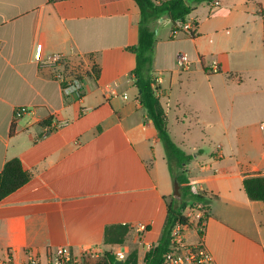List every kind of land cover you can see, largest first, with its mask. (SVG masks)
I'll use <instances>...</instances> for the list:
<instances>
[{"label": "crops", "instance_id": "crops-1", "mask_svg": "<svg viewBox=\"0 0 264 264\" xmlns=\"http://www.w3.org/2000/svg\"><path fill=\"white\" fill-rule=\"evenodd\" d=\"M139 21L134 0H0V172L17 158L31 174L0 202V260L11 253L13 264H47L59 247L76 255L99 247L105 259L111 250H137L145 264L157 245L175 182L135 84L129 49L139 44ZM187 21L195 37L174 36L182 23L166 15L151 24L152 75L170 136L193 156L187 177L210 200L203 238L190 228L187 241L202 239L217 264H264V200H251L244 187L264 178V7L215 0ZM53 54L66 56L65 72L86 74L81 100L64 97L48 64ZM180 54L189 69L178 66ZM213 59L218 73L208 71ZM20 107L29 112L16 119ZM54 120L62 126L47 134L44 123ZM139 223L149 228L142 236ZM116 224L130 226L127 240L107 245L105 229ZM130 236L145 249L130 251Z\"/></svg>", "mask_w": 264, "mask_h": 264}, {"label": "trees", "instance_id": "trees-1", "mask_svg": "<svg viewBox=\"0 0 264 264\" xmlns=\"http://www.w3.org/2000/svg\"><path fill=\"white\" fill-rule=\"evenodd\" d=\"M63 0H48L55 3ZM140 9L139 21V44L129 50L136 56V67L133 75L136 79V87L139 91L140 105L145 109L147 117L152 121L158 137L163 144L170 174L174 182L179 185V195L172 196L167 203V217L161 237L154 247L145 255V264H164L166 254L169 251L170 235L178 224L188 225L185 216L187 209L202 204L206 211V218L210 217V200L200 194L191 184L187 177V165L193 156L186 154L171 138L166 113L157 97L154 89L155 78L153 77V62L155 57L156 33L151 24L163 15H166L173 24L185 23L187 17L201 4H212L215 0H134ZM192 37L195 33H190ZM92 73L99 78V67L94 66ZM50 126L49 122L44 123ZM31 180V174L24 170L19 159L8 161L0 172V202L25 186ZM246 193L251 200H264V178H250L244 182ZM149 231V228H148ZM130 232L129 225L116 224L106 227L105 243L107 245H123ZM204 233H200L203 238ZM109 258V255H106ZM107 258L104 259L106 262ZM117 262L111 258V264ZM123 264H138V251L130 253Z\"/></svg>", "mask_w": 264, "mask_h": 264}, {"label": "built area", "instance_id": "built-area-1", "mask_svg": "<svg viewBox=\"0 0 264 264\" xmlns=\"http://www.w3.org/2000/svg\"><path fill=\"white\" fill-rule=\"evenodd\" d=\"M180 32L195 33L196 25L193 22L186 21L174 29L173 35L175 36ZM35 61L38 63L43 62L42 45L37 46ZM66 62V56L63 54H53L48 57V64L55 71L54 79L60 83L64 97L81 100L85 94L86 85L84 79L86 74L79 69L65 72L62 69ZM177 64L180 68L186 70L190 68L191 61L186 54H180ZM207 68L210 73L220 72V65L216 59H213ZM159 83L160 79L156 78L153 88L158 89L156 95L160 98L162 91L159 88ZM28 112V108L20 107L15 111V118L19 119ZM61 126L62 124L59 121L54 120L52 125L45 127L46 132L49 134L58 130ZM260 128L264 137V122L261 123ZM185 216L189 223L185 226L178 224L173 229L169 240V251L166 254L164 264H217L214 256L202 239L197 244H190L187 241V231L190 228H193L199 236L206 229L208 219L206 218L204 206L197 204L194 208L187 209ZM147 230V225L144 223H139L135 229L138 236L144 235ZM108 254L116 262H125L128 259L126 253L122 250H111ZM103 257H105V254L99 247L85 249L81 255H76L68 247H59L49 253L47 264H111L110 258L104 262L105 258ZM0 264H13L12 254L9 253L5 260H0ZM25 264H42V262L38 258H33Z\"/></svg>", "mask_w": 264, "mask_h": 264}, {"label": "rangeland", "instance_id": "rangeland-1", "mask_svg": "<svg viewBox=\"0 0 264 264\" xmlns=\"http://www.w3.org/2000/svg\"><path fill=\"white\" fill-rule=\"evenodd\" d=\"M261 1V4H262V7H264V0H260ZM213 145L211 144L210 146H208L207 147V153H208V150L210 151L211 150V147H212ZM204 160V159H203ZM129 241H128V247H129V250L131 251V250H133L134 248H138V249H140V250H144L145 249V246H144V244H143V241L141 240L140 242L139 241H137V243H134L133 242V237L132 236H130L129 237Z\"/></svg>", "mask_w": 264, "mask_h": 264}, {"label": "water", "instance_id": "water-1", "mask_svg": "<svg viewBox=\"0 0 264 264\" xmlns=\"http://www.w3.org/2000/svg\"><path fill=\"white\" fill-rule=\"evenodd\" d=\"M179 195V185L177 182L174 183V196ZM116 264H122V262H117Z\"/></svg>", "mask_w": 264, "mask_h": 264}]
</instances>
